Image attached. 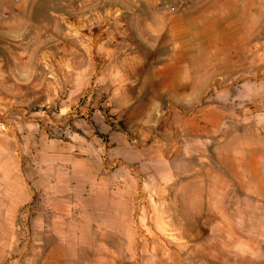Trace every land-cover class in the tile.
Segmentation results:
<instances>
[{
	"label": "rangeland",
	"instance_id": "1",
	"mask_svg": "<svg viewBox=\"0 0 264 264\" xmlns=\"http://www.w3.org/2000/svg\"><path fill=\"white\" fill-rule=\"evenodd\" d=\"M71 2L0 16V264H264V0H80L77 29L123 31L146 66L78 94L50 45L41 80L20 60Z\"/></svg>",
	"mask_w": 264,
	"mask_h": 264
},
{
	"label": "crops",
	"instance_id": "2",
	"mask_svg": "<svg viewBox=\"0 0 264 264\" xmlns=\"http://www.w3.org/2000/svg\"><path fill=\"white\" fill-rule=\"evenodd\" d=\"M74 4L71 5V14L67 15L64 11H50L43 19H41L40 29L38 30V42L30 33L26 47L20 51L22 54L20 60L22 62H34V71L31 76V81L35 83V79L41 80V66L38 64V54L43 52L45 46L50 45L49 66L54 67V70L61 71L57 73V78L69 77L73 81L79 82L80 87H77L75 94L83 92L87 89L89 82L95 77L96 69L104 71H118L117 88L120 93L127 89L129 80L136 76H142V71L145 69V62L141 61V57L136 53V44L131 37L125 36V33L120 30L107 31L106 35H102L95 30L88 29L80 31L77 28L80 26L82 18L89 15L82 14L81 3L86 7L91 0H71ZM136 0H134L135 2ZM71 2V3H72ZM132 0H126V4H131ZM86 4V5H85ZM85 8V7H84ZM69 25L76 29L73 32L62 30V22L66 20ZM115 21H125V17H114ZM58 26V27H57ZM57 27V28H56ZM123 53L117 60L112 61L108 58L113 53ZM97 55V56H96ZM107 56V57H106ZM97 57V58H96ZM52 60L54 63H52ZM38 70V73H37ZM107 73L102 72L101 76L106 77ZM113 74L112 76H117ZM45 93H50L51 84H45ZM33 86V84H32ZM39 88H42L39 85ZM59 85L56 87L58 92ZM76 88V87H74Z\"/></svg>",
	"mask_w": 264,
	"mask_h": 264
},
{
	"label": "built area",
	"instance_id": "3",
	"mask_svg": "<svg viewBox=\"0 0 264 264\" xmlns=\"http://www.w3.org/2000/svg\"><path fill=\"white\" fill-rule=\"evenodd\" d=\"M11 6L5 7L0 11L1 17H9L12 15H16L18 13V3L22 0H11ZM193 0H158L157 7L160 9H168V10H175L178 9L180 6L188 4Z\"/></svg>",
	"mask_w": 264,
	"mask_h": 264
}]
</instances>
